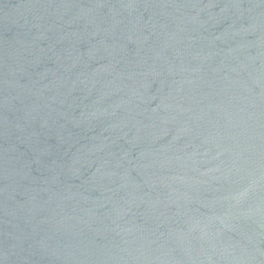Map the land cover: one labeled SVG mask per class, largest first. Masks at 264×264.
<instances>
[{
	"label": "water",
	"instance_id": "1",
	"mask_svg": "<svg viewBox=\"0 0 264 264\" xmlns=\"http://www.w3.org/2000/svg\"><path fill=\"white\" fill-rule=\"evenodd\" d=\"M0 264H264V0H0Z\"/></svg>",
	"mask_w": 264,
	"mask_h": 264
}]
</instances>
